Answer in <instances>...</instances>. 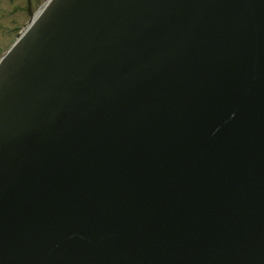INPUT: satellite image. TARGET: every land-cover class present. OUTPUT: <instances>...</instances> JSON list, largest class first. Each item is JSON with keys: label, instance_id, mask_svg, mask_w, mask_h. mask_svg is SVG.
<instances>
[{"label": "water", "instance_id": "obj_1", "mask_svg": "<svg viewBox=\"0 0 264 264\" xmlns=\"http://www.w3.org/2000/svg\"><path fill=\"white\" fill-rule=\"evenodd\" d=\"M0 58V264H264V0H48Z\"/></svg>", "mask_w": 264, "mask_h": 264}, {"label": "rangeland", "instance_id": "obj_2", "mask_svg": "<svg viewBox=\"0 0 264 264\" xmlns=\"http://www.w3.org/2000/svg\"><path fill=\"white\" fill-rule=\"evenodd\" d=\"M47 0H31L32 12H37ZM26 0H0V56L28 21Z\"/></svg>", "mask_w": 264, "mask_h": 264}]
</instances>
